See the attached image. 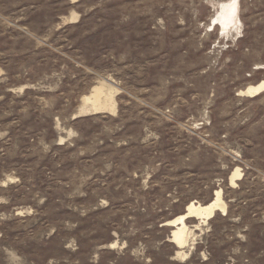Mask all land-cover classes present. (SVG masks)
<instances>
[{
    "label": "rangeland",
    "instance_id": "1",
    "mask_svg": "<svg viewBox=\"0 0 264 264\" xmlns=\"http://www.w3.org/2000/svg\"><path fill=\"white\" fill-rule=\"evenodd\" d=\"M228 1L0 0V264H264V0Z\"/></svg>",
    "mask_w": 264,
    "mask_h": 264
},
{
    "label": "bare ground",
    "instance_id": "2",
    "mask_svg": "<svg viewBox=\"0 0 264 264\" xmlns=\"http://www.w3.org/2000/svg\"><path fill=\"white\" fill-rule=\"evenodd\" d=\"M237 0H229L225 3H220L217 7L215 14L210 20V28L213 26L219 29V32H230L237 25ZM225 35V34H224ZM264 91V82L255 86H248L244 89V91L239 92L240 95L245 96H255ZM93 93V103H89L88 98H85L83 101V105L80 107L79 112L82 114L85 113H96L98 111H104L107 109H111V105L104 101L101 102L102 90L96 89ZM238 171H235L234 175L231 177L230 182L233 184V180L236 177H239ZM237 179V178H236ZM214 212H221V214L225 215V205L221 200L220 191H216L214 194L213 200L208 203L206 206H201L200 204L190 203L188 207L185 209V213L174 221L170 222V226L174 227L175 230L172 232V237L170 242L176 245L177 248H183L186 244V225L184 223L185 220H201L203 223L205 220L211 218Z\"/></svg>",
    "mask_w": 264,
    "mask_h": 264
}]
</instances>
